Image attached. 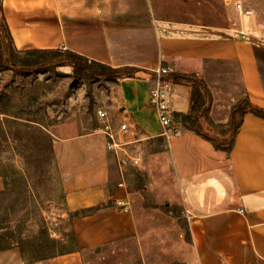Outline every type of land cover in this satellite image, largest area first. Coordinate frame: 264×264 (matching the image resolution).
Here are the masks:
<instances>
[{
    "label": "crops",
    "instance_id": "0c3cea01",
    "mask_svg": "<svg viewBox=\"0 0 264 264\" xmlns=\"http://www.w3.org/2000/svg\"><path fill=\"white\" fill-rule=\"evenodd\" d=\"M0 4L17 53L62 50L110 67L137 69L132 77L114 80L97 104L105 107L98 109L106 112L110 125L129 126L126 134L135 144L164 143L158 153L150 152L157 159L166 156L169 163L168 176L159 182L161 200L183 209L188 218L190 256L174 264H264V118L246 112L228 151L181 126L165 140L148 93L158 67L194 74L205 82L212 99L207 122L227 125L239 96L224 75L211 80V64L231 65L242 96L264 109L263 49L243 27L159 18L152 0H0ZM190 93V85L174 83L175 114L189 112ZM75 126H58L51 153L65 210L95 209L71 219L72 250L32 264H92L126 241L133 242L142 264H156L152 254L163 234L141 235V217L125 182L117 185L123 180L116 177L118 152L106 148L101 128L78 132ZM3 187L0 176V192ZM116 200L128 202L127 209ZM0 264L27 263L20 249L12 246L0 250Z\"/></svg>",
    "mask_w": 264,
    "mask_h": 264
},
{
    "label": "rangeland",
    "instance_id": "374dc122",
    "mask_svg": "<svg viewBox=\"0 0 264 264\" xmlns=\"http://www.w3.org/2000/svg\"><path fill=\"white\" fill-rule=\"evenodd\" d=\"M152 1L159 18L243 27L248 38L257 43L264 54V0ZM236 4L250 9L251 16H242L235 8ZM2 56L0 175L4 187L0 192V249L18 247L25 262L32 264L36 259L74 248L70 213L65 210L51 153L56 129L62 123H74L78 132L102 128L103 121L98 119L97 110H105V107L97 102L104 100L114 79L109 74L75 73L62 50L17 53L4 41ZM23 59H35L38 63L32 66L17 64ZM219 73L230 82V88L239 96L238 101L241 100L244 96L235 68L211 64V80L218 79ZM191 115L198 116L200 130L218 143L225 145L230 140L231 123L210 125L207 114L200 109ZM176 120L180 123L178 127H183L180 118ZM201 123L203 126L207 123V126L203 127ZM110 127L113 131L118 129V125ZM115 137L124 143L114 159L118 172L116 177L124 180L135 211L141 217V235L148 231L163 234L161 239H157V243L162 244H156L153 262L174 264L179 258L190 256L186 212L161 200L159 182L168 176V159L166 156L157 159L150 153H158L164 148V143L145 146L132 142L129 134ZM137 149L141 153L140 167L133 166L127 157ZM107 251L92 264H142L133 242L118 243Z\"/></svg>",
    "mask_w": 264,
    "mask_h": 264
},
{
    "label": "trees",
    "instance_id": "16d2710c",
    "mask_svg": "<svg viewBox=\"0 0 264 264\" xmlns=\"http://www.w3.org/2000/svg\"><path fill=\"white\" fill-rule=\"evenodd\" d=\"M6 41L9 48L11 47L10 42V35L7 29V26L4 21L3 12L0 4V63L4 64V59L2 56V49H3V43ZM56 51V50H53ZM38 52H52V51H26V53H38ZM68 59L71 61L72 69L75 73L79 74H109L110 77H112L114 80L125 78V77H132L134 76L135 72L137 71L134 67H110L92 60H89L83 56H80L78 54L64 51ZM37 60L35 59H23L19 61L17 64L20 66H32L37 64ZM169 75L172 77L174 83H182L183 81L185 83L190 84L191 86V93H190V112L186 114H175V118H180L181 123L183 125V128L193 131L197 135H200L201 137L213 142L214 146L218 149H222L225 151H228L231 148L233 137L235 133L237 132V129L239 127L240 121L242 116L246 113H252L258 117L264 118V109L259 108L257 106L252 105L248 99L244 96L241 100H239L236 104L233 105V107L230 110L229 113V123L232 125V136L230 140L224 145L221 143H218L215 139H213L211 136L206 135L200 130L199 123H198V116H192L191 113L195 112L196 110H199L203 114H207L208 107L211 102V96L209 94V91L205 85V82L198 78L194 74H180L171 72ZM187 123H190L189 126L185 125ZM1 173V172H0ZM1 176V175H0ZM95 208H89V209H83L75 212L70 213V218L78 217L81 215H84L86 213H89L93 211ZM9 247L1 248L6 249Z\"/></svg>",
    "mask_w": 264,
    "mask_h": 264
},
{
    "label": "built area",
    "instance_id": "2783aa9c",
    "mask_svg": "<svg viewBox=\"0 0 264 264\" xmlns=\"http://www.w3.org/2000/svg\"><path fill=\"white\" fill-rule=\"evenodd\" d=\"M235 8L244 17H249L252 14V11L244 7L242 4H236ZM241 35L242 37H245L244 34ZM169 73L170 71L166 67H158L153 72V83L148 91L149 102L155 111L157 121L161 128V136L165 140H168L173 133H177L179 131L178 124L180 125L175 118V112L171 103V93L174 81ZM97 116L99 120L103 121L101 131L105 136L106 148L117 154L119 150L123 149L122 146L124 143L117 141L115 136L128 133L129 126L126 123H121L118 126L117 131H113L110 124L107 123V114L105 111L97 110ZM127 157L133 166H141V153L138 149L134 150ZM117 185L123 187L124 181H120ZM115 203L123 209H127L128 202L125 200H116Z\"/></svg>",
    "mask_w": 264,
    "mask_h": 264
}]
</instances>
